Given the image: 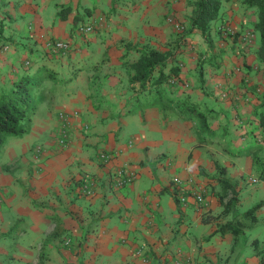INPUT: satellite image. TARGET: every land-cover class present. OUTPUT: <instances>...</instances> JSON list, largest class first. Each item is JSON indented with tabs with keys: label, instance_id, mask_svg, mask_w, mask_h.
<instances>
[{
	"label": "crops",
	"instance_id": "crops-1",
	"mask_svg": "<svg viewBox=\"0 0 264 264\" xmlns=\"http://www.w3.org/2000/svg\"><path fill=\"white\" fill-rule=\"evenodd\" d=\"M192 1L0 0V91L39 66L71 77L63 84L42 81L44 98L28 132L0 146V264H142L138 248L157 264L163 251L176 247L189 251L195 264H218L231 233L217 227L227 223L240 233L259 222L254 214L253 221L238 220L243 205L264 199V64L255 55V8L219 0L203 35L189 29ZM83 25L91 31H77ZM50 39L74 41L64 73L65 64L54 60L65 54L53 59L44 47ZM148 48L171 53L164 70L178 67L172 96L206 113L212 141L200 142L203 133L173 107L154 103L127 112L139 94L138 83L128 81V64ZM219 84L238 102L219 98ZM59 111L76 112L64 148L55 142ZM36 144L42 146L38 161ZM99 149L113 153L105 164ZM215 164L225 167L236 190L228 210L218 202ZM122 165L136 177L114 187L109 174ZM174 177L205 188V214L177 204ZM86 181L89 195L81 192ZM57 222L59 233L51 234Z\"/></svg>",
	"mask_w": 264,
	"mask_h": 264
},
{
	"label": "trees",
	"instance_id": "trees-1",
	"mask_svg": "<svg viewBox=\"0 0 264 264\" xmlns=\"http://www.w3.org/2000/svg\"><path fill=\"white\" fill-rule=\"evenodd\" d=\"M239 1L245 6L255 8L256 20L253 23V30L258 35L255 55L257 60L264 64V0ZM192 4L189 29L196 28L203 35H206L209 22L217 15L219 0H193ZM1 31L2 23L0 22V37ZM170 55L171 53L167 51H159L153 48L140 49L137 59L128 64L131 71L128 75V81L138 83L139 94L134 97L133 105L127 112L130 113L154 103L159 104L161 110L173 107L184 120L193 122L195 128L203 133L200 142L207 138L208 141H212L213 136H208L210 129L206 121V113L198 110L192 102L172 96V86L167 84V81L177 79L178 67L176 64H171L167 71L164 70L166 64H170L172 61L169 58ZM45 80L63 84L69 82L71 77H57L52 69L39 66L33 73L16 79L9 89L0 91V146L7 137H20L28 132L31 116L37 104L44 98L39 86ZM215 168L218 173L216 181L221 191L218 195V202L223 204V210H228L236 201V190L234 185L225 177V167L215 164ZM260 178L264 180V174L260 175ZM227 195L225 203H222V199ZM263 204L264 199L255 202L242 213V216L249 215L253 221V211ZM55 220L57 221V219ZM59 228L57 222L51 234L59 233ZM225 231L234 235L237 234L236 228L230 227L227 223L218 226L215 230L219 233Z\"/></svg>",
	"mask_w": 264,
	"mask_h": 264
},
{
	"label": "built area",
	"instance_id": "built-area-1",
	"mask_svg": "<svg viewBox=\"0 0 264 264\" xmlns=\"http://www.w3.org/2000/svg\"><path fill=\"white\" fill-rule=\"evenodd\" d=\"M179 27L178 25H175ZM91 25L78 26L77 31L79 32H90ZM70 46L69 40L63 39H52L44 42V47L48 52L63 55ZM237 70L236 67H232L231 71ZM174 83L173 79L167 81V84L172 85ZM217 95L219 98H230L234 103H237L239 98L238 95L232 94L229 89L222 87L220 84L217 85ZM76 116L75 111H59L57 113V119L59 122L57 132L55 135L56 144L61 147H67L71 141V129L72 123L71 118ZM82 128L85 130L86 125H83ZM42 151V146L36 144L32 147V153L34 160L38 161V155ZM96 155L99 163H107L113 156V153L106 151L104 149H99L96 151ZM136 177L135 171L128 165H122L114 168L109 174V180L114 187H122L127 183H130ZM83 182L81 185V192L85 195L91 194L90 183ZM172 185V195L181 207H186L189 204L192 205L194 211L198 215H203L207 212V200H206V191L202 185L193 183L190 179H180L174 177L171 179ZM69 243V239L66 238L63 240L62 244L65 246ZM135 254L140 256L142 264H149V259L142 255V249L138 248L135 250ZM157 264H195L192 254L180 247L174 248L172 251H163L159 256V263Z\"/></svg>",
	"mask_w": 264,
	"mask_h": 264
},
{
	"label": "rangeland",
	"instance_id": "rangeland-1",
	"mask_svg": "<svg viewBox=\"0 0 264 264\" xmlns=\"http://www.w3.org/2000/svg\"><path fill=\"white\" fill-rule=\"evenodd\" d=\"M69 42H70L69 49L64 53L65 55L63 56L61 55L62 57L56 56L55 58L54 55L56 54L49 52V56H51L53 59L55 58L54 63L65 64L63 66L64 68H62L61 73H64L63 70L66 69L67 67V64L65 62L72 60L71 57L69 58V55H67V53L74 50V47H73L74 41L70 39ZM46 58H47V55H46ZM27 63L28 62L26 61L25 63H23V65L18 64L16 68H20L22 70V68L28 66ZM121 77L123 78L124 76H121ZM110 94L111 92L108 91L107 95L110 96ZM257 201H259V197H257L252 203L250 201L249 205H243L240 208L241 213L246 211V209L251 207L253 203ZM263 205L259 207H262L264 209ZM255 210L253 211V214L258 216L259 222L254 223L252 227L247 228L245 230L240 229V231H243V232L237 233L235 235L232 233L231 234L228 233L230 243L225 242L224 245L222 244L220 248L219 257L217 259L218 264H256V261L259 258V256L263 255L264 257V220H262L264 219V217L260 219L261 214H263L264 211L260 210L261 212L257 213ZM241 213L239 214V217L240 215L242 216ZM247 216L249 217V215ZM247 216L246 217L242 216V218L238 217V220L240 222H243L244 224V222L249 221ZM18 225L19 223L16 224V226ZM21 225H23V223ZM27 236L28 235L25 234V236L23 237V240H25V237ZM259 264H264V259L262 263H259Z\"/></svg>",
	"mask_w": 264,
	"mask_h": 264
}]
</instances>
